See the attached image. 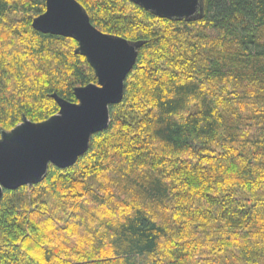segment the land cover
I'll list each match as a JSON object with an SVG mask.
<instances>
[{"label":"trees","instance_id":"trees-1","mask_svg":"<svg viewBox=\"0 0 264 264\" xmlns=\"http://www.w3.org/2000/svg\"><path fill=\"white\" fill-rule=\"evenodd\" d=\"M75 1L143 45L75 164L3 191L0 264H264V0H203L194 21ZM44 10L0 0V133L96 83L76 42L31 28Z\"/></svg>","mask_w":264,"mask_h":264},{"label":"water","instance_id":"water-1","mask_svg":"<svg viewBox=\"0 0 264 264\" xmlns=\"http://www.w3.org/2000/svg\"><path fill=\"white\" fill-rule=\"evenodd\" d=\"M157 18L194 21L203 17V0H129ZM43 35L76 42L74 53L92 69L96 83L74 88L75 103L51 95L57 114L39 123L23 119L0 133V200L3 191L38 184L49 166L66 169L87 150L92 135L109 124V108L122 101L124 80L143 42L103 34L75 0H45V10L31 22Z\"/></svg>","mask_w":264,"mask_h":264}]
</instances>
